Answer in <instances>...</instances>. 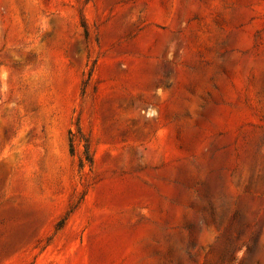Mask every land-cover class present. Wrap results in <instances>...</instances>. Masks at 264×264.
Returning <instances> with one entry per match:
<instances>
[{
    "label": "rangeland",
    "instance_id": "374dc122",
    "mask_svg": "<svg viewBox=\"0 0 264 264\" xmlns=\"http://www.w3.org/2000/svg\"><path fill=\"white\" fill-rule=\"evenodd\" d=\"M0 264H264V0H0Z\"/></svg>",
    "mask_w": 264,
    "mask_h": 264
}]
</instances>
